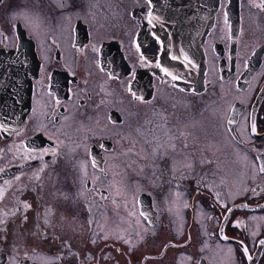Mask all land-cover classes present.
<instances>
[{
	"label": "flooded vegetation",
	"instance_id": "1",
	"mask_svg": "<svg viewBox=\"0 0 264 264\" xmlns=\"http://www.w3.org/2000/svg\"><path fill=\"white\" fill-rule=\"evenodd\" d=\"M157 1L0 0V47L38 57L0 126V264H264V0L189 28Z\"/></svg>",
	"mask_w": 264,
	"mask_h": 264
},
{
	"label": "water",
	"instance_id": "2",
	"mask_svg": "<svg viewBox=\"0 0 264 264\" xmlns=\"http://www.w3.org/2000/svg\"><path fill=\"white\" fill-rule=\"evenodd\" d=\"M217 0H167L168 15L175 16L178 14L179 22L183 26L189 8L199 11L207 16L209 20L213 18L212 13L216 7ZM161 1L154 5L156 9L161 6ZM188 19H192V16ZM194 37L203 34V29L197 32L188 33ZM19 40L15 48L0 47V126L3 130L14 129L21 123L22 119L28 112L32 77L37 74L38 57L35 54L34 45L26 35L18 34ZM197 39V40H198ZM195 42V41H194ZM194 42L187 40V45L179 52L180 60L184 65L180 72H175L173 77L176 81L182 82L185 86L194 82V78L202 80L204 59L203 52L200 48L198 55H191ZM194 74L196 76H194Z\"/></svg>",
	"mask_w": 264,
	"mask_h": 264
},
{
	"label": "rangeland",
	"instance_id": "3",
	"mask_svg": "<svg viewBox=\"0 0 264 264\" xmlns=\"http://www.w3.org/2000/svg\"><path fill=\"white\" fill-rule=\"evenodd\" d=\"M229 90H230V93H231L230 95L234 94V91H233V90H231V89H229ZM214 105H215V104H214ZM219 105H220V104H217V105H215L214 107H216V108L218 109Z\"/></svg>",
	"mask_w": 264,
	"mask_h": 264
},
{
	"label": "snow or ice",
	"instance_id": "4",
	"mask_svg": "<svg viewBox=\"0 0 264 264\" xmlns=\"http://www.w3.org/2000/svg\"><path fill=\"white\" fill-rule=\"evenodd\" d=\"M261 171H264V168H262Z\"/></svg>",
	"mask_w": 264,
	"mask_h": 264
}]
</instances>
